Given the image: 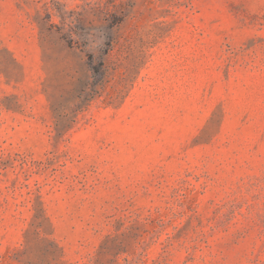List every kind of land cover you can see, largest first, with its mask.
<instances>
[{
    "label": "rangeland",
    "instance_id": "374dc122",
    "mask_svg": "<svg viewBox=\"0 0 264 264\" xmlns=\"http://www.w3.org/2000/svg\"><path fill=\"white\" fill-rule=\"evenodd\" d=\"M0 264H264V0H0Z\"/></svg>",
    "mask_w": 264,
    "mask_h": 264
},
{
    "label": "trees",
    "instance_id": "16d2710c",
    "mask_svg": "<svg viewBox=\"0 0 264 264\" xmlns=\"http://www.w3.org/2000/svg\"><path fill=\"white\" fill-rule=\"evenodd\" d=\"M100 66H103V63L102 62L100 63Z\"/></svg>",
    "mask_w": 264,
    "mask_h": 264
}]
</instances>
